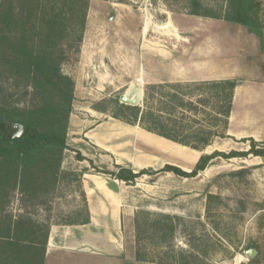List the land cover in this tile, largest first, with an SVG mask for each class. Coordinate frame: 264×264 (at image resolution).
Returning <instances> with one entry per match:
<instances>
[{"label":"trees","instance_id":"trees-1","mask_svg":"<svg viewBox=\"0 0 264 264\" xmlns=\"http://www.w3.org/2000/svg\"><path fill=\"white\" fill-rule=\"evenodd\" d=\"M90 0H0V69L14 80L16 86L30 90L31 101L24 106L0 101V264H43L49 225L28 216H12L7 212L13 197L18 194L30 201L57 189L60 179L67 175L79 185L82 202L80 213L88 223L86 202L80 188L84 173L96 174L133 185L143 176L172 174L191 179L204 172L212 161L247 158L264 160V141L252 138L248 150L228 153H203L215 139L226 135L231 113L235 80L196 83H164L148 85L142 106H127L113 100L110 117L173 143L203 153L190 172L165 165L160 170L132 169L114 165L113 170L99 169L91 160L75 151L76 161H87L89 169L65 173L61 170L68 121L75 100V84L65 76L61 66L69 52L78 53L87 21ZM189 15L223 21L249 30L264 29L261 0H188ZM96 111H106L93 107ZM209 109V112H207ZM202 116V120L193 118ZM207 117V118H206ZM21 124L24 134L12 139L9 128ZM215 199L207 195V201ZM208 202V203H209ZM208 212V208L206 210ZM141 221L136 213L135 236L138 240L142 226L149 227L160 243L173 239L177 216L156 214L151 221ZM75 223H63L71 225ZM136 260L154 264H203L202 255L169 247L159 259L148 258L136 248ZM254 260H250L253 263Z\"/></svg>","mask_w":264,"mask_h":264},{"label":"rangeland","instance_id":"rangeland-1","mask_svg":"<svg viewBox=\"0 0 264 264\" xmlns=\"http://www.w3.org/2000/svg\"><path fill=\"white\" fill-rule=\"evenodd\" d=\"M202 1L208 4L213 2ZM261 2L264 20V0ZM112 13L114 17L110 20ZM188 13V0H90L82 45L87 44L88 52L94 60H104L105 68L118 70L120 74H117L116 80L122 83L116 95L109 98L88 97L95 100L89 102L91 107L97 105L100 110L108 113L112 111L113 100L118 99L132 82V74L126 73V70L133 72L134 65L144 62L150 64L155 69L151 71L152 74L158 75V59L161 56L169 57L170 52L174 53L177 26L183 24L184 27H192L193 20L199 18ZM166 20V25H159ZM229 26L233 28L230 35L234 39L233 51H236L239 44L236 38L243 37L244 32L237 25ZM246 45L243 43L239 50L242 60L250 52ZM259 51L257 57L259 55L262 58L264 46ZM258 60L257 64L264 75V61ZM80 63L79 52H69L61 71L65 76L73 78ZM147 86L141 87L143 93L140 107ZM80 98L81 94L75 101L82 103ZM0 101L17 106H24L31 101L30 90L16 86L14 80L7 78L1 69ZM193 118L202 120L203 117L198 115ZM250 119L248 128L256 136L253 140L263 142L264 102L251 108ZM241 140L246 139H215L204 153L248 150L249 143ZM68 145V150L63 154L61 170L65 173L83 171V166H89L88 162L82 165L76 163L75 150L71 143ZM102 160L109 162L105 157ZM131 193L142 222L146 217L153 221L156 214L178 218L173 239L166 243L157 241L149 227L142 226L138 247L135 236V246L143 250L148 258L159 259L160 253L173 247L199 252L203 256V264H264V160L261 158H218L204 172L191 179L178 178L172 174L143 176L135 181ZM207 195H213L215 199L209 202ZM81 205L79 185L72 177L64 175L57 189L39 197L35 202L16 194L7 212L15 217L28 216L48 226L82 222L85 214L79 212ZM250 249L256 251L254 258L246 255ZM250 260L254 262L250 263Z\"/></svg>","mask_w":264,"mask_h":264},{"label":"crops","instance_id":"crops-1","mask_svg":"<svg viewBox=\"0 0 264 264\" xmlns=\"http://www.w3.org/2000/svg\"><path fill=\"white\" fill-rule=\"evenodd\" d=\"M222 23L198 18L193 20L192 27L179 24L174 36V53L158 59L159 74H152L155 69L145 62L134 65L133 72L126 70L132 74L127 88L132 84L142 87L235 80L237 85L226 134L233 139H254L256 136L248 123L251 108L264 102V75L257 64L258 59L264 61V54L262 58L256 54L264 46V30L248 31L237 25L244 35L236 38L239 44L233 51L234 39L230 35L233 28ZM243 43L250 49L244 60L239 52ZM79 55L80 66L70 78L75 83L74 97L77 99L81 94L82 103L74 100L72 104L67 145L71 143L75 151L92 163L95 159V167L99 169L113 170V166L118 165L134 172L157 171L171 165L190 172L200 152L125 124L110 117L107 111L91 107L89 102L95 100L88 97L104 99L116 95L122 87L116 80L120 73L105 68L104 60H94L85 43H81ZM104 157L109 162L102 160ZM84 162L87 163H76L82 165ZM83 168L89 169V166ZM80 188L85 197L88 223L50 224L43 264H154L136 260L134 219L138 208L131 198L133 185L89 171L82 175Z\"/></svg>","mask_w":264,"mask_h":264},{"label":"water","instance_id":"water-1","mask_svg":"<svg viewBox=\"0 0 264 264\" xmlns=\"http://www.w3.org/2000/svg\"><path fill=\"white\" fill-rule=\"evenodd\" d=\"M113 13L111 14L110 20L113 19ZM165 24V21L160 23L159 25ZM142 89L139 85L132 84L129 86V88L118 98L120 104H124L127 106H139L142 98ZM9 133L11 134L12 139H19L23 136L24 134V127L21 124H13L9 128ZM246 255L249 258H254L256 256V251L255 250H248L246 252Z\"/></svg>","mask_w":264,"mask_h":264},{"label":"bare ground","instance_id":"bare-ground-1","mask_svg":"<svg viewBox=\"0 0 264 264\" xmlns=\"http://www.w3.org/2000/svg\"><path fill=\"white\" fill-rule=\"evenodd\" d=\"M166 25V24H165ZM146 26V25H145Z\"/></svg>","mask_w":264,"mask_h":264}]
</instances>
